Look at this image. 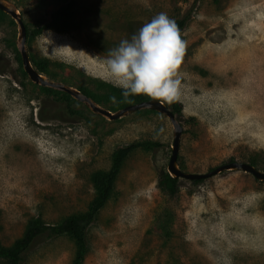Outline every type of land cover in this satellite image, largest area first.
I'll list each match as a JSON object with an SVG mask.
<instances>
[{"label": "rangeland", "instance_id": "1", "mask_svg": "<svg viewBox=\"0 0 264 264\" xmlns=\"http://www.w3.org/2000/svg\"><path fill=\"white\" fill-rule=\"evenodd\" d=\"M7 1L27 28L42 26L27 33L31 64L50 80L92 92L112 112L130 103L106 79L109 50L160 12L174 21L189 12L180 30L177 163L195 173L228 161L264 171V0H73L67 32L47 24L69 0ZM18 35V24L0 12V245L19 238L32 216L56 223L85 211L95 196L91 173L109 169L118 147L149 140L160 146L125 159L113 195L88 226L82 264H264V181L223 170L197 185L182 178L169 198L156 185L171 153L168 117L141 109L109 120L75 99L80 116L42 120L60 98L24 72ZM74 253L73 239L62 234L36 246L24 264H71Z\"/></svg>", "mask_w": 264, "mask_h": 264}, {"label": "trees", "instance_id": "2", "mask_svg": "<svg viewBox=\"0 0 264 264\" xmlns=\"http://www.w3.org/2000/svg\"><path fill=\"white\" fill-rule=\"evenodd\" d=\"M74 7L75 2L73 0H69L59 6L50 14L47 27L57 32H67L71 27V18L74 14ZM0 12L2 11L0 10ZM188 19L189 12L183 15L180 19L175 20L180 30L185 27ZM26 31L27 33L29 32L31 36H36L41 33L42 26H33L31 29L26 27ZM17 59L18 62L21 63L20 57ZM4 70L5 66L2 67L0 73L4 72ZM40 90L49 94L55 93L60 98V100H55L52 104H49L45 109V113L40 114L42 120L48 118L63 119L69 114L80 116L81 113L79 111L72 109V104L75 103V99L68 93L43 86H40ZM80 91L88 97L96 100V96L92 92L85 89H81ZM115 91L120 96H123L122 89L115 88ZM128 99L131 100L130 103H135L150 98L140 95L131 96ZM167 105L177 117L182 115V103L180 101L177 100L176 102ZM147 110L154 111L150 109ZM159 146V142L143 140L134 141L115 149L112 153L110 168L107 170H95L90 175V181L95 196L85 211L68 215L56 223L46 222L40 216L30 217L19 238L15 239L8 246L0 245V261H5L7 264H24L29 253L36 246L53 237L66 234L73 239L75 244V253L71 264H82L89 250L88 226L97 219L99 211L113 195L116 181L125 159L139 147L151 150ZM250 164L254 165L253 162H250ZM181 179L182 178L172 177L166 168H160L157 173L156 185L159 189L165 192L169 198L175 199L179 194ZM203 181L204 179L189 180L192 185H197Z\"/></svg>", "mask_w": 264, "mask_h": 264}, {"label": "clouds", "instance_id": "3", "mask_svg": "<svg viewBox=\"0 0 264 264\" xmlns=\"http://www.w3.org/2000/svg\"><path fill=\"white\" fill-rule=\"evenodd\" d=\"M185 51L186 41L176 22L160 12L109 50L103 61L106 79L122 89L129 103V97L143 95L172 104L180 99L178 69Z\"/></svg>", "mask_w": 264, "mask_h": 264}, {"label": "water", "instance_id": "4", "mask_svg": "<svg viewBox=\"0 0 264 264\" xmlns=\"http://www.w3.org/2000/svg\"><path fill=\"white\" fill-rule=\"evenodd\" d=\"M0 10L9 15L19 27L18 35V51L20 53L21 64L24 72L28 78L33 82L43 87H49L55 90L63 91L72 96V98L85 103L91 111L94 113L100 114L104 117H107L109 120H115L130 113L136 112L141 109H150L162 113L171 122L173 127V139L171 145V153L168 160L166 170L172 177L183 178L187 180L194 179H206L212 177L223 170H238L251 174L258 180L264 181V171H261L254 165L247 162H237V161H228L220 165L215 166L214 168L203 172H186L180 169L177 163V156L180 144V138L182 134V126L177 118V116L172 112L170 107L166 103L160 101L147 99L135 103H130L122 108L118 109L115 112H112L104 107L99 106L93 101L90 97L85 95L83 92L77 90L76 88L65 85L59 81H54L48 79L45 75L41 74L32 64L29 58L28 51L25 47L27 31L24 22L21 19L20 14L17 9L9 3L7 0H0Z\"/></svg>", "mask_w": 264, "mask_h": 264}, {"label": "bare ground", "instance_id": "5", "mask_svg": "<svg viewBox=\"0 0 264 264\" xmlns=\"http://www.w3.org/2000/svg\"><path fill=\"white\" fill-rule=\"evenodd\" d=\"M257 48H258V47H257ZM239 49H240V48H239ZM246 49H247V48H246ZM252 50L254 51V48H253ZM255 50H257L256 47H255ZM242 51H243V50H242ZM257 51H258V50H257ZM257 51H256V52H257ZM224 53H225V52H224ZM246 54H247V53H246ZM246 54H245V55H246ZM248 54H249V53H248ZM241 56H242V55H241ZM248 56H249V55H248ZM246 58H247V57H246ZM249 58H250V57H249ZM249 58H248V59H249ZM246 61H247V60H246ZM242 218H243V217H242ZM233 219H234V220H233V222H234V221H235V218H233ZM246 219H247V218H246ZM248 219H249V218H248ZM248 221H249V220H248ZM250 221H251V220H250ZM247 223H248V222H247ZM238 224H239V222H238ZM252 224H254V223H252ZM255 224H256V223H255ZM234 226H235V225H234ZM244 226H245V225H244ZM235 227H236V226H235ZM241 227H242V226H241ZM253 227H254V226H253ZM254 228H255V227H254ZM240 229H241V228H240ZM240 234H241V233H240ZM243 238H244V236H243ZM246 238H247V237H246ZM242 241H243V240H242ZM239 243H240V242H239ZM245 244H246V243H245ZM249 244H250V243H249Z\"/></svg>", "mask_w": 264, "mask_h": 264}]
</instances>
